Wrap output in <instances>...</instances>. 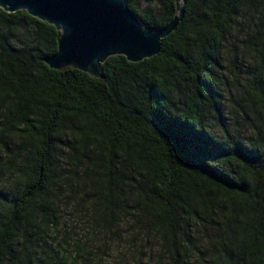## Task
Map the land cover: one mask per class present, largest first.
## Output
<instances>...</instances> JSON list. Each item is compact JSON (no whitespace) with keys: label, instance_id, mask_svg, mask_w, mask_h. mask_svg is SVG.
Listing matches in <instances>:
<instances>
[{"label":"trees","instance_id":"16d2710c","mask_svg":"<svg viewBox=\"0 0 264 264\" xmlns=\"http://www.w3.org/2000/svg\"><path fill=\"white\" fill-rule=\"evenodd\" d=\"M126 2L181 17L100 76L50 68L60 32L0 8V264H92L112 234L143 256L109 264H264V0Z\"/></svg>","mask_w":264,"mask_h":264},{"label":"water","instance_id":"95a60500","mask_svg":"<svg viewBox=\"0 0 264 264\" xmlns=\"http://www.w3.org/2000/svg\"><path fill=\"white\" fill-rule=\"evenodd\" d=\"M0 8L24 10L60 32L56 51L43 58L50 68L70 66L93 76L109 56L139 62L157 54L181 17L164 27L144 26L126 0H0Z\"/></svg>","mask_w":264,"mask_h":264},{"label":"rangeland","instance_id":"374dc122","mask_svg":"<svg viewBox=\"0 0 264 264\" xmlns=\"http://www.w3.org/2000/svg\"><path fill=\"white\" fill-rule=\"evenodd\" d=\"M212 121L214 122V117H213ZM224 121H225V119H224ZM70 223L72 226L75 227V231L78 232L80 236H82V237L88 236L87 232L85 231V228H83V225L81 223L77 224L74 220H72ZM108 240H109V246L106 244L104 248L101 247L99 249V255L97 256L96 259H94L92 261V264H109V262H111V261L118 260V258L120 256H122L123 253L127 254L126 260H130V259L139 260L143 256V255L139 254L137 251H131L130 254H128V252L126 250V248H127L126 242H128L127 239L121 240L120 236L118 237L115 234H112ZM128 243H130V242H128ZM138 244H139V242L135 243V245H138ZM102 251L104 253H102ZM145 252L151 253V254H154L156 252L152 243L147 242L144 253ZM131 254L133 255L132 258H131ZM132 262H134V261H132ZM145 262L146 261H143L142 263H139V264H146Z\"/></svg>","mask_w":264,"mask_h":264}]
</instances>
